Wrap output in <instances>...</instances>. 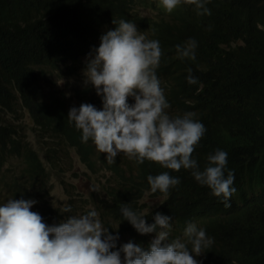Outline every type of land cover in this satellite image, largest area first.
Returning <instances> with one entry per match:
<instances>
[{
  "label": "clouds",
  "instance_id": "obj_1",
  "mask_svg": "<svg viewBox=\"0 0 264 264\" xmlns=\"http://www.w3.org/2000/svg\"><path fill=\"white\" fill-rule=\"evenodd\" d=\"M145 1L158 8L141 9L144 25L133 18L117 25L113 19L117 27L99 30L88 50L61 46L69 39H60L48 52L46 61L53 65L43 67L45 96L24 102L18 94L17 113L0 121V132L8 135L0 140V264H264V258L238 250L244 240V196L232 187L235 170L224 174L235 124L219 112L230 121L222 125L210 112L209 106L219 109L223 90L197 80L196 63L209 45L208 36L175 15L184 6L210 15L207 5L220 0ZM238 3L242 11L264 17V0ZM255 27L264 30V22L256 21ZM229 48L223 46V53ZM64 82L69 83L65 89L76 90L59 93ZM50 93L55 99L48 98ZM234 104L240 111L243 97ZM75 137L93 164L83 159ZM41 138L45 149L36 147ZM204 140L211 152L199 164L192 154ZM71 153L103 194L88 210L92 201H76L80 195L71 191L67 204L52 202L51 181L65 171L64 158ZM34 156L52 171L47 186L31 184L14 196V180L21 181L23 162ZM54 156L61 157L56 169L49 161ZM134 158L176 172L193 170L196 181L209 187V200L188 204L177 217L159 213L180 183L165 171L148 176L150 186L135 211L125 204L117 216L111 196L116 173L110 166L120 164L119 159L127 166ZM263 184L258 182V191ZM98 193H92L94 202ZM148 198L156 201L153 206Z\"/></svg>",
  "mask_w": 264,
  "mask_h": 264
},
{
  "label": "trees",
  "instance_id": "obj_2",
  "mask_svg": "<svg viewBox=\"0 0 264 264\" xmlns=\"http://www.w3.org/2000/svg\"><path fill=\"white\" fill-rule=\"evenodd\" d=\"M148 8L158 6L145 0H0V121L8 113H17L18 94L24 102L45 96L41 89L46 80L43 67L53 65L46 61L48 52L60 39H69L63 40L61 46L77 45L81 51L88 50L99 30L117 27L122 19L133 18L144 25L145 20L139 16H143L141 9ZM207 8L210 15H200L197 9L187 6L178 8L175 15L185 19L204 37L208 36L209 45L198 57L199 64L197 59V80L208 88L223 90L217 102L219 109L209 106L213 110L210 112L222 125L230 121L220 113L235 124L231 129L230 156L224 174L227 177L228 171L234 173L235 170L232 187H238L244 196L241 205L244 240L238 250L264 258V189L260 190L263 192L257 190L258 182H264V30L255 27V22H264V17L242 11L238 0H220ZM223 46L230 47L226 54ZM64 85L69 83H62L61 94L76 90L65 89ZM73 87L71 83L70 88ZM241 97L243 104L239 111L234 101ZM48 98L55 99L51 93ZM53 124L48 120L49 127ZM7 136L6 131L0 132L1 141ZM73 144L88 164L94 163L93 157L84 153V146L77 137ZM197 146L192 157L203 164L212 145L204 140ZM59 160L60 156L49 157L52 169L59 168ZM119 160L120 164L110 166L116 173L117 186L111 189V196L112 210L117 216L122 214L125 204L135 211L143 191L150 186L148 176L165 171L180 183L158 209L159 213L177 217L188 204H206L209 200L205 190L209 187L196 181L191 169L181 168L176 172L148 160L138 163L136 158L135 162L127 161L128 165L123 166V160ZM0 164H3L1 159ZM20 170L23 174L21 181L14 180V196L31 184L46 187L52 173L35 156L23 162Z\"/></svg>",
  "mask_w": 264,
  "mask_h": 264
},
{
  "label": "rangeland",
  "instance_id": "obj_3",
  "mask_svg": "<svg viewBox=\"0 0 264 264\" xmlns=\"http://www.w3.org/2000/svg\"><path fill=\"white\" fill-rule=\"evenodd\" d=\"M74 83V80L72 81ZM25 120L24 123L27 124V127H29L28 134L31 138H34V133L31 130V122L26 117L27 114L24 113ZM47 142H45L44 138H41V141H37L36 139V147L39 149H45L47 147ZM64 172H59L60 175L55 174L54 178L51 181V184L53 185L52 190V202L56 206H63L67 204L69 201V194L68 191H71V195H76L79 193L80 196H77L75 199L76 201H79L81 199H87L92 201L91 203L88 202L86 204V208L91 209V205L95 206L97 203H100V199L103 198V194L101 193V188L99 186H94L92 181V176L90 173L87 172V170L82 166L80 161L77 159L75 154L71 153L70 156H65L64 158ZM1 178V177H0ZM95 189V191H99L97 200L94 202V197H92V193L95 192L92 189ZM2 190V181L0 180V192ZM1 198V195H0ZM154 199H147V203L151 206L155 204Z\"/></svg>",
  "mask_w": 264,
  "mask_h": 264
},
{
  "label": "bare ground",
  "instance_id": "obj_4",
  "mask_svg": "<svg viewBox=\"0 0 264 264\" xmlns=\"http://www.w3.org/2000/svg\"><path fill=\"white\" fill-rule=\"evenodd\" d=\"M137 178V177H136Z\"/></svg>",
  "mask_w": 264,
  "mask_h": 264
}]
</instances>
